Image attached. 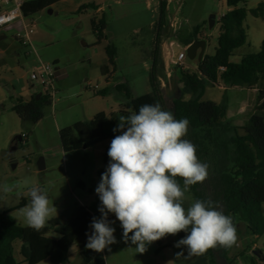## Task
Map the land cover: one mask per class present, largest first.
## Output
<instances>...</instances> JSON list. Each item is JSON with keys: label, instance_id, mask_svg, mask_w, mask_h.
<instances>
[{"label": "rangeland", "instance_id": "rangeland-1", "mask_svg": "<svg viewBox=\"0 0 264 264\" xmlns=\"http://www.w3.org/2000/svg\"><path fill=\"white\" fill-rule=\"evenodd\" d=\"M89 5L99 12L78 13L80 8ZM260 5H264V0L248 2L251 10ZM8 10L10 7L0 2V14L4 15ZM227 10L225 0H25L20 10L21 19L0 29V214L16 210L11 217L18 227L28 228L17 208L22 202L27 205L29 189L39 186L47 193L51 205L57 208V215L54 214L47 223L52 220H60L64 226L75 223L81 210L85 212L81 222L92 223L94 217L100 218L101 202L95 189L101 181L100 173L105 172L103 160L110 143L65 155L59 130L88 123L99 114L117 113L120 106L128 104L125 93L117 92L118 87L128 89L134 98L153 95V81L157 88H162L165 73L159 63L154 67L155 60L157 64V26L161 17L164 23L171 18L178 21L181 37L197 30L198 22L202 21L197 39L205 42L204 55L210 57L217 49L219 26L210 30L209 19L215 16L218 21ZM93 20L97 24L102 20L105 23V28H100L97 34L92 29ZM249 25L250 29H256L255 35L251 36L250 51L254 54L264 38V17L251 19ZM107 49L113 52V65L109 63ZM176 53L175 47L172 55ZM102 59L106 61L103 67L100 66ZM186 65L190 68L188 71L194 73L191 70L197 67L198 61H187ZM85 66H90L89 70L84 71ZM104 67L109 70L107 76L101 72ZM44 69H50L51 75L54 70L65 71L67 78L53 81L55 95L48 94L51 107L45 110L44 119L35 126L22 125L12 111L13 105L39 94L38 84L31 83L30 77L38 76ZM176 75L181 77L179 72ZM207 91L203 106L206 107L207 101L222 106L229 126L241 129L251 117L247 110L249 94ZM190 98L191 95L179 93L178 100ZM178 100L165 98L167 109L170 110L172 103ZM17 137H24V142L10 158L9 148ZM40 160L44 161L42 172L37 167ZM178 182L183 188L182 180L178 179ZM4 184L11 186L13 191L4 193ZM194 202L192 195L185 193V209ZM262 213L264 216V206ZM109 220L115 221L112 227L118 242L110 246L111 252H103V256L108 257L107 264H168L170 260H175V264H194L197 259V256H191L176 260L177 252L184 251L187 256L186 249L174 246L185 238V232L154 242L140 254L135 251V245L123 242V230L114 214H109ZM235 224L236 243L228 253L218 249L215 264L220 253H223L224 264H252L251 261L264 264V235L254 239L243 224ZM48 238L58 240L59 236L53 232ZM21 245L20 241L13 244L17 264L24 263L19 253ZM246 247H249L247 256L241 258ZM69 264H82L76 246L70 249Z\"/></svg>", "mask_w": 264, "mask_h": 264}, {"label": "trees", "instance_id": "trees-1", "mask_svg": "<svg viewBox=\"0 0 264 264\" xmlns=\"http://www.w3.org/2000/svg\"><path fill=\"white\" fill-rule=\"evenodd\" d=\"M249 1L225 0L228 10L215 21V25L219 26L215 54L210 57L204 55L196 67L197 73L179 72L181 77L176 87L181 94L191 95V98L187 101H174L170 111L177 120L188 119L185 139L195 145L199 160L209 165V178L203 184L191 186L188 191L194 201L211 199L216 202L225 215L231 216L235 226V223L243 224L248 234L256 239L264 235V40L259 52L244 55L240 64L230 62L235 53L248 43V21L264 17V5L251 10L248 7ZM88 10L97 12L98 9L89 5L80 8L78 13ZM91 25L95 34L100 28H105L103 20L98 24L93 20ZM157 29L155 59L162 48L165 30L162 17ZM199 30L200 28L196 31L197 37L200 35ZM106 55L110 57V65H113V52L107 49ZM101 72L104 76L109 74L106 67ZM205 83L211 87L222 86L225 90L251 96L247 102L251 117L241 129L233 128L225 122L226 115L222 106L212 103L203 106L202 101L207 91ZM152 84L153 95L138 98H134L125 87H118L117 92L125 93L128 104L120 106L117 113L99 114L88 123H77L60 130L58 136L63 154L89 150L106 142L111 144L114 136L120 134L113 131L119 122L118 117L138 113L140 106L144 104L159 103L162 109L169 110L165 104L164 92L155 86L154 81ZM38 95L13 105L12 111L22 125H37L44 119L45 110L51 107L49 96L41 93ZM22 138L24 142V137ZM109 161L106 154L103 160L105 171ZM25 206L26 203L22 202L17 210ZM14 211L16 210L0 214V264H17L13 257L15 241L22 244L19 253L23 264H69L72 246L78 248L82 264H106L103 252L96 253L86 248V234H90L92 229L88 220L81 222L85 215L83 210L77 222L64 226L60 220H52L39 232L29 227H18L11 217ZM53 232L59 236L58 240L48 238ZM233 246L209 249L206 254L197 256L194 264H215V252L222 248L228 253ZM248 250L249 247L244 248L241 258H246ZM258 254L263 256L261 252ZM251 263L253 264L252 261Z\"/></svg>", "mask_w": 264, "mask_h": 264}, {"label": "clouds", "instance_id": "clouds-1", "mask_svg": "<svg viewBox=\"0 0 264 264\" xmlns=\"http://www.w3.org/2000/svg\"><path fill=\"white\" fill-rule=\"evenodd\" d=\"M108 150L106 171L95 189L100 200V218H93L86 248L96 253L111 252L118 241L114 235V214L123 230L125 244L135 245L143 254L147 247L169 235L185 232V238L174 246L187 251L180 257L202 256L209 249L231 247L236 243V226L211 199L195 200L185 209V193L191 186L203 184L209 178V165L202 163L195 145L185 139L187 118L175 119L161 104H144L138 113L119 116ZM183 180V188L178 182ZM4 193H11L8 184ZM30 202L20 212L25 224L39 232L57 208L51 205L47 193L39 186L29 189ZM129 250L132 247L128 248ZM106 261L108 257H103ZM175 264V260L168 261Z\"/></svg>", "mask_w": 264, "mask_h": 264}, {"label": "crops", "instance_id": "crops-1", "mask_svg": "<svg viewBox=\"0 0 264 264\" xmlns=\"http://www.w3.org/2000/svg\"><path fill=\"white\" fill-rule=\"evenodd\" d=\"M97 12H99V9L97 10ZM249 21L247 23V26L249 29L248 30V43L246 44L245 47H243L242 49L237 51L235 53V55L231 58L230 62L232 64H240L241 59L244 55L251 54L250 49L252 47V42H253L251 36H252V34L255 35L256 29L255 28L250 29ZM202 24H203L202 21H199L197 24L198 26H196L195 29H198L199 27H201ZM196 31L197 30H193V32L192 33L190 32L188 34V36L181 37L180 31H179L178 21L171 18V19H167L165 22V30L163 33L162 48L156 57V59H157L156 65H158V63H159L162 66V71L165 73L166 80L164 81V85L162 86V88L161 89L159 88V90H161L162 93L164 92L163 95L165 96V98L167 100H172L173 98L175 99L176 98L175 97V90L179 91V88H177L175 85H172L173 83L177 84L180 80V78H178L176 75V73L178 71L175 70V65H174L176 55L179 53H182V52H186L187 48L189 46H191L194 42H196V40H198L197 36H196ZM255 39H257V37L254 38V40ZM261 39L262 38H260V40ZM263 40H264V38L261 40L260 45H261ZM155 43H156V41H155ZM175 47H176L177 53H176V55H172L173 48H175ZM258 52H259V50H258ZM154 63H155V61H154ZM105 65H106V61H105V59H102L100 66L103 67ZM189 70H190V68H189ZM84 71H87V70L85 69ZM191 71H193L194 73H197L196 67L192 68ZM58 73H59V75L57 76V78L54 79L56 82H59V81L67 78V73L65 71H58ZM205 87L208 90H218L219 92H225V89L222 86L211 87L210 85L209 86L205 85ZM172 94H174V95H172ZM29 99L30 98H27V101ZM209 103H212V102H210V101L206 102V104H209ZM212 104H214V103H212ZM225 122H226V118H225Z\"/></svg>", "mask_w": 264, "mask_h": 264}, {"label": "built area", "instance_id": "built-area-1", "mask_svg": "<svg viewBox=\"0 0 264 264\" xmlns=\"http://www.w3.org/2000/svg\"><path fill=\"white\" fill-rule=\"evenodd\" d=\"M4 6L10 7L4 15L0 14V29L8 26L9 24L18 21L21 19L20 10L23 7L25 0H0ZM185 52L179 53L176 55L175 58V70L180 72L181 74H186L189 72V68L186 65L187 62ZM90 66H85L86 70H89ZM220 71H223L222 69ZM54 78L51 75L50 69H44L42 72L36 76L32 75L30 77L31 83H37L38 89L37 91L41 94L47 95L51 92V95H55V91L53 88ZM97 97L100 96L99 94L96 95ZM101 215V214H100ZM99 215V216H100Z\"/></svg>", "mask_w": 264, "mask_h": 264}, {"label": "water", "instance_id": "water-1", "mask_svg": "<svg viewBox=\"0 0 264 264\" xmlns=\"http://www.w3.org/2000/svg\"><path fill=\"white\" fill-rule=\"evenodd\" d=\"M49 14L51 15L52 12H49ZM215 21H216L215 16H212L209 19L208 26H209L210 30L215 26ZM205 47H206L205 42H201V41L194 42L191 46H189L187 48V50L185 52L187 60L189 62H194V61L201 62L203 57H204ZM58 75H59L58 70H54L53 78L54 79L57 78ZM205 85H208V83H205ZM175 97H176L175 99L178 100V97H179V91L178 90H175ZM38 98H41V95H38ZM22 143H23L22 137H17L16 139L13 140V142L11 143V146L9 148L10 158H12L15 155V153L20 149V146ZM37 167H38L39 171H41V172L44 171V169H45L44 161L40 160L37 164ZM254 254L256 255V253H254ZM217 264H224L223 253H220Z\"/></svg>", "mask_w": 264, "mask_h": 264}]
</instances>
